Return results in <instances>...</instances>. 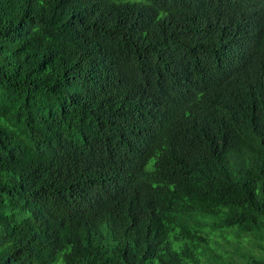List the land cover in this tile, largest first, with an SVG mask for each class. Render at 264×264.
I'll return each mask as SVG.
<instances>
[{
	"label": "trees",
	"instance_id": "1",
	"mask_svg": "<svg viewBox=\"0 0 264 264\" xmlns=\"http://www.w3.org/2000/svg\"><path fill=\"white\" fill-rule=\"evenodd\" d=\"M0 264H264V0H0Z\"/></svg>",
	"mask_w": 264,
	"mask_h": 264
}]
</instances>
